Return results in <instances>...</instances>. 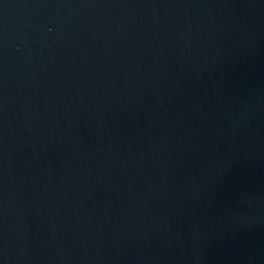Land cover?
I'll use <instances>...</instances> for the list:
<instances>
[{
    "label": "water",
    "instance_id": "1",
    "mask_svg": "<svg viewBox=\"0 0 264 264\" xmlns=\"http://www.w3.org/2000/svg\"><path fill=\"white\" fill-rule=\"evenodd\" d=\"M0 264H264V0H0Z\"/></svg>",
    "mask_w": 264,
    "mask_h": 264
}]
</instances>
